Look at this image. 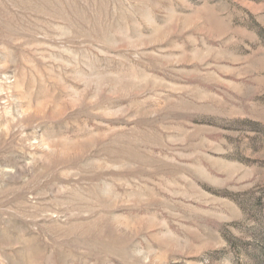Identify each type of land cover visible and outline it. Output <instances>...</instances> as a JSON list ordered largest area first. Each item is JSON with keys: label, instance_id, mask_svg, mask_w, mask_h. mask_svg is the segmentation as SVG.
<instances>
[{"label": "rangeland", "instance_id": "obj_1", "mask_svg": "<svg viewBox=\"0 0 264 264\" xmlns=\"http://www.w3.org/2000/svg\"><path fill=\"white\" fill-rule=\"evenodd\" d=\"M0 264H264V0H0Z\"/></svg>", "mask_w": 264, "mask_h": 264}]
</instances>
